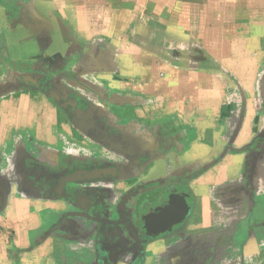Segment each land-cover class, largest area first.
<instances>
[{
	"label": "crops",
	"instance_id": "1",
	"mask_svg": "<svg viewBox=\"0 0 264 264\" xmlns=\"http://www.w3.org/2000/svg\"><path fill=\"white\" fill-rule=\"evenodd\" d=\"M122 2L100 16L109 22L102 25L76 7L84 0H0V264L113 259L101 256V228L83 208L91 196L49 197L20 183L28 162L58 169L64 155L93 154L34 87L57 74L99 108L116 110L124 127L131 113L166 134V157L139 179L156 181L176 166L199 170L188 198L172 194L143 217L152 223L143 264H177L197 244L202 264H264V0ZM13 78L28 91L10 88ZM140 122L132 119L128 132L136 135ZM127 180L69 184L106 205L114 243L126 245L112 264L137 258L116 212L124 199L123 212L135 219Z\"/></svg>",
	"mask_w": 264,
	"mask_h": 264
},
{
	"label": "flooded vegetation",
	"instance_id": "2",
	"mask_svg": "<svg viewBox=\"0 0 264 264\" xmlns=\"http://www.w3.org/2000/svg\"><path fill=\"white\" fill-rule=\"evenodd\" d=\"M62 77H64L62 74L43 75L38 87H34L41 91L55 108L58 123L65 122L71 126L72 131L74 128L78 130V135L85 137L93 146V154L88 158L79 155H64L61 158L62 165L58 169L40 165L36 161L28 162L21 172L20 183L25 189H39L44 196L49 197L64 198L69 193L72 195L77 193L78 196L85 197L91 196L90 202L87 201L83 208L101 228L96 237V240L101 243L98 245L101 253L103 251L101 256L106 252L107 256L113 258L108 261L99 258L98 261L100 264H112L126 245L114 243L117 237H115L113 229H110L114 222L106 214V205L102 203V199L93 200L94 194L69 184L88 182L92 179L116 182L124 177L128 178L123 191L126 198H136L135 204L139 207L137 212L135 211V219L128 217L129 215L123 212L124 199L119 203L116 212L117 215L120 214V220L126 226H130L128 230L136 240L134 245L137 250L135 264H143L144 246L151 239L147 229L152 224L143 217L149 213L150 209L164 205L172 194H186L188 198L187 182L199 170L176 166V169L167 171L163 178H158L156 181L139 179L141 174L144 176L149 173L156 159L166 157L169 148V142L165 138L166 134L155 130V127L150 124L138 121V118H133L131 113H128L130 118L127 119L130 121L133 119L135 123L140 122L142 126L136 135L128 132L130 121L127 120L126 124L128 123V125L124 127V123L117 120L116 110L112 109L107 112L99 108L95 101L83 97L77 91L67 87ZM11 81L10 88L12 89L19 90L25 87L15 78ZM155 137L158 140L153 142ZM260 144L257 141L253 146L257 147ZM249 162L251 163V161ZM72 195L69 194V196ZM101 195L103 194L101 193ZM174 206L176 210H181L180 205L174 204ZM133 208H136V205ZM169 217L173 221L178 218L177 216L173 217L172 214ZM181 226L177 225L173 227V230L180 229ZM204 249L202 244L191 246L188 251L185 249L184 253L177 256L179 257L177 264H202L205 258Z\"/></svg>",
	"mask_w": 264,
	"mask_h": 264
},
{
	"label": "rangeland",
	"instance_id": "3",
	"mask_svg": "<svg viewBox=\"0 0 264 264\" xmlns=\"http://www.w3.org/2000/svg\"><path fill=\"white\" fill-rule=\"evenodd\" d=\"M93 1L94 0H86V1L84 0V2L86 3H84L83 5H76V7L78 9H81L82 11L86 10L88 13L95 15L98 18L96 22H99L102 25L106 24L108 21L106 18H104L103 20H100L101 18L100 16L104 15L105 17L107 15H110V13L119 11L122 6L121 4L123 3L122 0H100L99 2H96L98 4H96L95 1L94 2ZM101 1H105L106 3L104 2L105 4L102 3L100 6ZM125 1H126L125 3L129 2V0H125ZM131 3L132 2H129L128 4H131ZM25 89H26V86L24 88L19 89L18 91L21 93H26L28 90L27 89L25 90ZM67 126H69V128L71 127L69 124Z\"/></svg>",
	"mask_w": 264,
	"mask_h": 264
},
{
	"label": "water",
	"instance_id": "4",
	"mask_svg": "<svg viewBox=\"0 0 264 264\" xmlns=\"http://www.w3.org/2000/svg\"><path fill=\"white\" fill-rule=\"evenodd\" d=\"M183 211H184V209H183ZM181 212H182V210H181ZM181 212H180V213H181Z\"/></svg>",
	"mask_w": 264,
	"mask_h": 264
}]
</instances>
